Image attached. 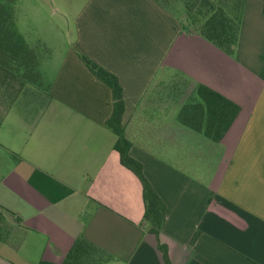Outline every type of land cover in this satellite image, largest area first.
<instances>
[{
	"label": "crops",
	"instance_id": "crops-1",
	"mask_svg": "<svg viewBox=\"0 0 264 264\" xmlns=\"http://www.w3.org/2000/svg\"><path fill=\"white\" fill-rule=\"evenodd\" d=\"M263 1H243L232 54L188 32L161 0H76L75 35L61 50L52 35L28 38L14 1L34 66L0 63V264L60 262L79 236L112 256L106 264H162L144 239L140 181L113 147L112 90L83 57L121 87L129 154L178 242L171 264H264ZM200 84L239 106L218 141L179 120V91L202 102Z\"/></svg>",
	"mask_w": 264,
	"mask_h": 264
},
{
	"label": "trees",
	"instance_id": "trees-1",
	"mask_svg": "<svg viewBox=\"0 0 264 264\" xmlns=\"http://www.w3.org/2000/svg\"><path fill=\"white\" fill-rule=\"evenodd\" d=\"M244 0H239L237 17L230 15L219 0H187V10L192 14L203 17L197 33L204 39L227 54H232L238 41L240 30L241 7ZM264 13V1L262 6ZM89 69L112 90L113 112L107 120L108 125L116 134L114 149L118 152L120 163L128 168L140 181L144 204L143 225L147 224L144 239L156 249L162 264H171V257L178 246V242L166 235L162 228L166 220V206L148 179L145 177L142 164L129 154L130 141L121 128L120 116L123 110L121 87L115 75L109 73L93 61L83 57ZM259 76L264 80L263 65ZM197 94L202 102H197L184 109L178 116L182 123L194 130H202L213 141L221 139L239 112V106L225 98L219 92L200 84ZM12 216L14 213L3 208ZM195 234L190 244L194 241ZM111 255L83 236L77 237L71 247L64 254L60 262L41 259L37 264H106Z\"/></svg>",
	"mask_w": 264,
	"mask_h": 264
},
{
	"label": "rangeland",
	"instance_id": "rangeland-1",
	"mask_svg": "<svg viewBox=\"0 0 264 264\" xmlns=\"http://www.w3.org/2000/svg\"><path fill=\"white\" fill-rule=\"evenodd\" d=\"M19 1L21 6L18 15L20 16L21 28L24 30L28 38L41 39L43 34L52 35L64 50L65 44L72 42L75 35V27L73 23V15H70L68 6H75L76 0H57L61 2L63 8L53 4L50 0H0V63L1 65L13 67L34 66L31 51L27 50L21 38L16 33L13 25V3ZM227 9L228 13L234 18L239 13V0H219ZM164 7L178 14L183 22L184 28L188 32L197 33L203 22V17L198 14H192L187 10V0H161ZM55 3V2H54ZM62 10L69 13L68 20L60 16ZM50 20L55 21L50 22ZM198 34V33H197ZM43 52V50H42ZM45 54V52H44ZM221 55H224L223 53ZM219 55L220 58L223 56ZM13 65V66H12ZM212 72V71H211ZM75 76V75H73ZM23 78L32 79L29 74L24 73ZM210 81H215L214 74H210ZM195 91L184 89L179 91L178 99L180 101L179 114L196 103ZM1 220V219H0ZM7 231L6 225H2L0 221V235Z\"/></svg>",
	"mask_w": 264,
	"mask_h": 264
}]
</instances>
